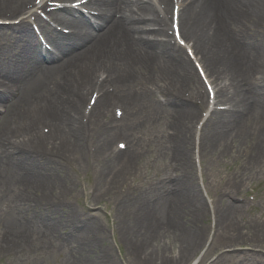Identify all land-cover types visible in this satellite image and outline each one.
I'll use <instances>...</instances> for the list:
<instances>
[{"label":"bare ground","instance_id":"obj_1","mask_svg":"<svg viewBox=\"0 0 264 264\" xmlns=\"http://www.w3.org/2000/svg\"><path fill=\"white\" fill-rule=\"evenodd\" d=\"M21 1L25 0H0V15L3 13V11L9 10V8L13 6L23 7L24 3H21ZM162 3L169 4V0H162ZM201 3L204 4V7L200 6ZM144 9L147 12L148 9H151V6L147 4L145 5ZM139 10L140 9H138V11ZM137 16L139 15L137 14ZM247 16H254L253 19L264 21V0H184L180 12L179 27L182 34L189 39L192 37L195 38L192 47L195 55L199 58L198 60L202 63L205 71L210 73L212 77L216 79L215 82L220 81L217 86L218 100H227L232 104L234 103V107L231 112L222 113L221 115L227 120H232L234 114L239 111L240 115L242 113L241 119H243L244 113L247 112L241 111V109H239L240 101L238 94H236L234 90L230 89L232 88L235 76L237 75L243 80L245 77V71L238 62V59L229 55L227 49L224 47V36L221 34L220 28H222L224 24L229 23L234 19H246ZM122 18L124 21L129 22L127 17L122 16ZM185 20L190 21L191 25L187 26L185 24ZM67 23L75 27L77 26V29L83 28L82 21H78L77 23L76 21H73V19L69 18ZM118 31L120 32V30H118L117 24H113L112 22L108 21L105 30L102 32L99 31V34L95 40L90 41V36H86L85 39L82 37L68 39V43L70 44L69 49H74L73 47L76 46H83L82 52L74 57V60H71L72 65L68 66L70 65L69 61H65L59 66L50 69H44V71H40L36 77L28 80L22 85V89L20 90L18 98L14 100V102L7 105V109L0 123V128H3V126L7 125V123L9 125L10 121L16 118V120L21 121L23 125L28 126V136L25 140L19 139L18 135L15 136L17 141L13 140L12 143L14 144H11L12 146H9L10 144L6 142L8 154L18 155L19 158L23 159L31 157L38 160L43 159L44 156L51 157L53 154H58L65 157L69 161L71 158L69 156L70 153H85L87 148L81 143L82 118L80 116L81 103L85 99V95H83L80 90L81 88L90 89L94 87L95 81L92 78L93 71L96 68L102 67L103 64L104 68H106L107 71L109 70V76L111 77V80L114 84L116 95L119 97L122 105H125V109L129 114H131L133 105H136V101L139 100L145 102V92L148 87L153 85L155 82L146 77L145 74L146 61L153 58V55L150 53L147 54L145 51L134 47L130 41L128 42L126 39V44L132 46L134 49V53L130 61L125 62L123 60L121 63H117L115 68L111 67V62L108 63L107 59L94 64L96 59L92 57L91 52L96 50L97 54H95V56L99 55L97 49L103 44V40L108 39L107 35L111 34H114L113 36L116 38H120L121 36L119 35ZM27 45L29 46L28 51H31L32 43L30 42ZM57 45L60 47L62 54L68 51V48H66L67 46H65L64 42H57ZM155 46L158 49L169 51L168 55L170 57L180 59L177 57V53L175 52V50H179L178 47H175V49H170L166 44H155ZM26 49L23 51H26ZM129 51L130 50L124 48L122 50V54L124 56H128ZM140 56L144 57L146 61L141 63V61L138 59ZM16 59L17 61H20L22 59V55ZM135 63L139 64L138 69L133 68ZM5 72L6 71H2L1 73L4 74ZM56 74H58V76L55 77ZM62 75H64V77ZM77 76L79 78L83 76L84 78H81V80H75ZM53 77H55L54 79L60 80L61 83L64 82L65 77H70L71 79L67 80L70 81L68 83L71 84L66 85V88L63 87L61 89L60 86L58 87L57 92L61 94L62 98L57 105L51 107L47 106L50 115L48 114V117H45L47 127L51 128V134H56L59 137L61 136V141L64 143L62 146H60V143L56 144L55 142H50L49 139H47L49 138L48 136H46V138L40 139L38 137L39 134L36 135V132L32 131L33 127H30V124L28 123V115L25 116V114H22L21 112L27 111V113H29V88L33 87L34 85H39L46 79ZM134 79H137L138 84L132 83V80ZM124 81L129 82L130 90L125 86L126 82ZM181 83L182 81L177 79V85L181 86ZM70 88L76 89L78 92L73 93L70 91ZM133 90H139L141 92L140 94H133L131 92ZM39 99L43 100L42 92L39 95ZM107 101L109 102V98L107 99L105 96L101 98L99 102H97L92 114V119L94 118V121H97L96 119L106 117L108 113V109L106 108ZM16 108L17 110H15ZM21 108L22 110H20ZM70 110L73 113V118L68 116V112ZM40 118L42 119L41 115ZM193 118L194 114L181 115L179 130L182 129L183 133L178 131L176 133L174 131L175 136H173L174 139L172 143L173 154L176 159L175 163L177 162V166L179 167L180 175L172 182L175 187V195L172 201L171 197L174 193H168L167 200L165 199V201L168 202V206L169 202L172 203L170 204V208H168V216L165 218L162 217L160 220L152 219L151 214H154V209L158 210L156 207L161 203V200L158 197L150 195L149 193H145L141 206L135 215L129 216V214H126L127 219H119L118 217L116 218V221H121L117 229L124 228L122 235L119 236L121 237V242L123 244L131 242L133 246H135L134 250L136 253V260L137 262L139 261V264H153L155 262H159V264H168L169 256L173 259L174 264H182L185 263L186 260L190 258L192 253L203 244V229L200 226L193 228V226L188 227L183 225L181 223L183 218L180 217L184 205L186 208H188L189 205H191L193 208V210L189 213H192L194 224L200 218H204L206 213L203 200L199 194V191L192 183L188 169L190 160L186 151L189 145V130ZM219 118L220 116H218L216 120L212 121L214 125L212 130L209 131L211 132L209 136L211 145L207 148V151L212 153L214 150H216L223 155L228 151H237L241 149V147L237 145V136L235 139H232L229 136V141H225V144H218L217 146L215 145L216 147H214L215 142H220L218 137L220 124L227 123L225 120H218ZM125 125H127V127L124 128L125 133L130 135L135 131V126L128 125L127 123ZM5 130L8 131L9 128H5ZM98 133L96 135V141L94 140L93 145L101 149V147L105 146L111 140L113 131L111 134L108 132V130L99 131ZM4 137H6V135ZM260 137H264V134L260 135ZM49 143H51V146L46 145ZM241 145L242 149L244 148L243 151L247 157L253 158V148L251 149L248 142L242 140ZM139 146L140 143L138 140H136L135 147ZM97 148H95V150ZM34 151H38L37 155H30V152L34 153ZM132 157L135 156L134 151L131 150L120 155V157H117L115 160L121 158L123 161L133 159ZM55 164L61 171H69L65 165H62L58 162H55ZM245 166L249 167L250 164L246 163ZM112 168V161H107L100 166V174L97 179H99L101 182H107L106 189L104 190L105 193L114 191L122 183L120 173ZM107 177H109V179L103 180V178ZM5 179L9 182H15L10 176H7ZM36 184L43 190V192H46L44 183L36 181ZM18 196L23 197L24 200L31 201V199L26 196V192L24 190L19 191ZM141 197L142 196L136 198V201H139ZM127 202L128 201L126 199L122 201V208L126 209ZM31 205L32 206L28 208L41 209L40 204L36 203L35 201H33ZM217 205H221V210L218 209L217 213V215H220L221 221L228 222L231 220V218L235 217L237 211L236 207H233L231 204L223 205L222 202H219ZM46 210L48 211L43 214V219H46L50 211V214H52L55 209ZM72 216V213H66V217L71 219ZM216 217L218 216H215V224ZM46 225L56 229L58 228V221L54 217L49 216ZM89 225L90 223L87 222L83 226L82 230L73 229V233L76 236L74 238V244L77 247L75 254L78 258L73 257V251L72 253L68 252L67 254L70 257V262H66L65 264H82L81 262H85L86 264H121L117 258L113 257L111 252H109V254H104L102 250H97V245L94 243L93 239L85 237L89 236L91 233V228ZM219 230L221 229L219 228ZM231 231L233 233L232 236L234 239L241 238L239 236L241 234L240 231H237L236 229ZM27 245H29V243H27ZM100 252H102L104 255L99 254ZM173 253H175L176 256L172 257L171 255Z\"/></svg>","mask_w":264,"mask_h":264},{"label":"rangeland","instance_id":"obj_2","mask_svg":"<svg viewBox=\"0 0 264 264\" xmlns=\"http://www.w3.org/2000/svg\"><path fill=\"white\" fill-rule=\"evenodd\" d=\"M15 6L11 7L14 8ZM256 55L260 52L262 53L261 48L255 49ZM249 53L251 54L252 51L249 50ZM254 54V52H253ZM252 98V97H251ZM249 98V99H251ZM252 100V99H251ZM250 100V104H252L251 110L253 112H258V109L255 110V105L258 106L262 103L257 102L255 100ZM176 114L172 116V119H175V124L177 126L178 124V117L177 113L179 110L174 111ZM172 111H166L165 117L171 116ZM250 119L248 121H245L247 124H249ZM194 122V121H192ZM193 124V123H192ZM237 124V123H236ZM230 124L228 128H225V130L222 132L220 136L224 137L227 135L232 129L237 127L240 128L241 132H255V128H252L250 125H247V127L242 128V124ZM173 125V122H172ZM155 129L157 127H154ZM192 129V128H191ZM146 130L140 131L141 134L145 133ZM206 131V129H205ZM205 133V132H204ZM23 136V133H21ZM143 138H146L143 136ZM147 145L149 144V141L146 140ZM145 142V143H146ZM144 145V142H142ZM162 145V144H161ZM161 145H155L154 147H151V149L146 150L139 156L140 158L133 159V163L137 164L138 166L146 167L149 176L150 182L152 184H155L152 188V191H156L161 188L167 187L170 191L172 189V185L168 183L169 178L174 174V171H177L175 167H173L174 171L167 172L166 164H171L172 157H167L164 155L165 151L161 153V148L163 146ZM146 147V145H145ZM209 147V143H206L205 135L202 142V162H201V168L203 173V178L205 179V185L203 187V192L205 195H207L208 198H204L203 193L200 192L201 198L203 202H206L207 205L211 206L209 202L214 199L215 193H220V195H228L229 197H232V185L235 183L241 184L242 192L247 193L245 191L244 185L246 184V188L249 186H253L255 191V199L254 202L251 203L250 208L251 210H247L243 206H239L238 213L235 217L231 218L229 220L230 223H233L234 227L239 228V230H244V232L247 230L249 235L252 234L253 226L252 222L255 221H263L264 220V203L262 202L261 198L264 196V165L258 166L254 171H244L241 169V164L238 162V157L232 154L231 156H226L225 158H217L218 153H212V155H208L206 149ZM106 149V147H105ZM191 146H188V157L190 158L191 165H188V169L190 170V176L192 179L193 185L198 187V184H196V177L194 174V167L192 164V154H191ZM80 152H76V154H79ZM219 157V156H218ZM14 158H19L18 155H14ZM228 158V159H227ZM55 160L54 158H51ZM236 159V160H235ZM19 167L23 173V176L27 181H31L36 187V181H40L44 184H47L45 187L46 189L49 187L51 193L55 195H50L51 197L45 195L44 200V206H43V195L44 194H36L39 197L32 195L31 202L36 201V198H39L38 203H40L41 209H32L29 211V218L30 221H32L33 224L30 225L29 229L27 230L26 234H28L27 238L29 237L30 233L28 231L32 230V232H36L37 234H43V232H51L50 229L45 224V220L43 219V213L46 212L45 207H52V204L50 203V200L53 199L54 202L59 201V203L63 204L62 206H58L55 208L54 213H58L63 218V221L70 226L71 220L72 223L76 222L77 220L83 221L85 218L89 223V227L91 228V233L89 234L88 238L90 237L93 239V241L97 244V250H102L104 254L111 251L114 252L115 256L122 261L121 264H139L136 260V253H135V246L131 242H128L126 244H123L121 242V236L122 231L124 228H118L121 221H116V218L119 219H127L126 214H129V216H133L138 212V209L141 206V203L143 201V197L140 198L139 201L128 199L126 209L122 208L121 204V196L123 197H129L130 194L128 188V183L132 184L134 179H127L125 185L121 189H115L110 193V195H105L101 197H96L97 190L99 191L101 186H98L97 188V182L95 177L96 171H93L91 169V166L93 164V159L90 157L88 159L89 165L87 167H84L79 162H73L70 166L69 171H61L59 167L55 164L57 161L52 162L46 161V158L43 160H38L34 158H19ZM66 162L67 160L64 159ZM61 161V160H59ZM58 161V162H59ZM86 161V164L87 162ZM64 162V161H62ZM60 163V162H59ZM85 164V163H84ZM160 166H163L162 169H158ZM83 167V168H82ZM80 168V170H76ZM89 170V171H87ZM20 171V172H21ZM88 172V174H86ZM178 172V171H177ZM141 176V174H140ZM129 181V182H128ZM136 181H140V177L136 179ZM35 182V183H34ZM99 182V181H98ZM30 184V183H29ZM195 186V188H196ZM226 187V188H225ZM225 188V189H224ZM232 189V190H231ZM234 191V190H233ZM92 192V193H91ZM227 192H229L227 194ZM138 195V194H137ZM158 195V192L155 194ZM56 199V197H58ZM133 196V195H132ZM238 196V191L235 193L233 197ZM232 197V199H233ZM97 198H100L101 200L98 201ZM59 199V200H58ZM176 199V198H175ZM218 199V198H217ZM221 199V198H220ZM216 202V199H214ZM175 202V200H174ZM214 203V202H213ZM255 203V206L253 205ZM85 204V205H84ZM84 205V206H83ZM166 205V203H165ZM163 203H160V206H157L154 214H151V218L155 220L156 218H162L164 216H167V208ZM179 205V204H178ZM177 205V206H178ZM55 207V206H54ZM160 210V211H159ZM193 208L191 205L188 206V208L183 206L182 213L180 215L181 218H183V222L181 223L185 226H193V228L202 227V229L205 228L207 230V233L204 231L203 234L205 235V243L206 246L202 247L200 245L199 248H197L191 256V261H188L186 264H195V257H198L200 254L210 259H212L217 253L229 251V248H233L234 250L237 249H247L251 250V248H257L255 243H250V245H247L248 242L244 245L242 241L238 243H234L232 246L229 244H225V241H221L223 244L218 245L216 240L218 237H214L212 243L210 244V238H211V232L210 225L211 220L210 217L207 216L205 219L200 218L195 224L193 223L194 218L192 217V213H189L192 211ZM66 213H72L73 216L70 219L69 217H66ZM27 217H23L25 221H29ZM225 216V214H224ZM263 216V217H262ZM261 217V218H259ZM34 219V220H33ZM152 221V220H151ZM85 222V221H84ZM221 223V222H220ZM222 224V223H221ZM220 226V225H218ZM69 231V229H68ZM62 232V231H61ZM242 232V233H244ZM180 234V233H177ZM230 237L231 234L229 232ZM226 233L220 235V237H225V239H228V236ZM98 236V237H97ZM100 237V239H98ZM248 238L251 240L249 236H244V238ZM94 238H97L96 241ZM264 238V236H263ZM249 240V241H250ZM52 241L50 244L46 243L45 247L48 249L51 247ZM262 249L264 250V242L263 245H261ZM174 252V251H172ZM100 252L99 254H103ZM227 253V252H226ZM103 254V255H104ZM2 255H0L1 258ZM230 256L229 258H225L221 264H237L239 263V260H243L241 254L235 255V254H228ZM263 254L260 255L259 260L263 259ZM27 257H4L3 259H0V264H65L66 262L69 263L70 259H67L66 256H64L60 251H57L54 255L48 254V256H45L43 254H39L37 256H28ZM227 257V256H226ZM78 258V257H77ZM117 259V260H118ZM198 260H201L198 259ZM82 264H86L85 262H81ZM153 264H159V262H155ZM199 264H205L203 261Z\"/></svg>","mask_w":264,"mask_h":264},{"label":"snow or ice","instance_id":"obj_3","mask_svg":"<svg viewBox=\"0 0 264 264\" xmlns=\"http://www.w3.org/2000/svg\"><path fill=\"white\" fill-rule=\"evenodd\" d=\"M35 2H36L37 4H40V3H41V0H35ZM73 6H74V7H78L79 4H76V5H73ZM197 67H199V66H197ZM201 75H203V73H201ZM209 91H211V89H209ZM120 147L123 148L124 145H121Z\"/></svg>","mask_w":264,"mask_h":264}]
</instances>
